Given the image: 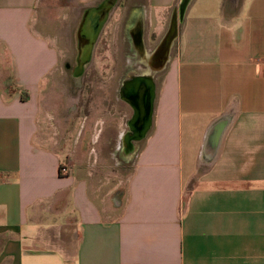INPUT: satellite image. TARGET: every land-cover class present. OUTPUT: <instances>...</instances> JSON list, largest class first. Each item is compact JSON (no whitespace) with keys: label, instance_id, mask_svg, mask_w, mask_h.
I'll return each mask as SVG.
<instances>
[{"label":"crops","instance_id":"0c3cea01","mask_svg":"<svg viewBox=\"0 0 264 264\" xmlns=\"http://www.w3.org/2000/svg\"><path fill=\"white\" fill-rule=\"evenodd\" d=\"M39 2L0 0V264H264V0H142L146 46L182 20L125 146V113L51 104L49 16L72 34L94 0Z\"/></svg>","mask_w":264,"mask_h":264},{"label":"flooded vegetation","instance_id":"af4514ba","mask_svg":"<svg viewBox=\"0 0 264 264\" xmlns=\"http://www.w3.org/2000/svg\"><path fill=\"white\" fill-rule=\"evenodd\" d=\"M104 3L106 0H94L93 3L80 10L73 28L72 46L66 47L64 57L59 59L53 72V92L55 95L65 90L59 96L68 94L72 98L73 102L66 109L70 111L69 114L72 117L71 126L76 125L78 128L84 124L83 127L86 129V122L91 118L95 119L93 114L97 112V108L110 113L115 120L120 118V114L125 113L127 116L124 117L126 122L124 145L130 142L139 143L143 137L135 138L140 133L135 130L134 123L137 122L141 112L133 102L131 103L123 97L131 99L138 90L144 88L140 101H142L145 109L147 104L151 105L153 109L157 82L175 52V40L171 43L168 60L162 69L165 49L158 48L164 35L154 46H146L144 20L142 18L145 4L142 0H117L110 8L99 30L96 31L93 46H80L77 31L82 26V34L84 33L82 40L93 33L94 28L97 27L98 12L101 11ZM118 7H120L119 10H122L117 14L119 15L118 20L113 22L112 36L113 40L116 41L114 46H121L119 50L121 56H118V53L113 55L112 49L106 48L105 53H108L109 58H97L99 36L103 32V27L111 20L112 12ZM104 44L102 43L103 46ZM88 48H90V53L84 60V54ZM123 58L124 62L121 61ZM61 83L64 84V90L62 88L57 90ZM57 85L58 87H56ZM151 123L152 118L150 126ZM89 139L87 131L84 135V141L88 142ZM124 151L129 152L130 150L123 147Z\"/></svg>","mask_w":264,"mask_h":264},{"label":"rangeland","instance_id":"374dc122","mask_svg":"<svg viewBox=\"0 0 264 264\" xmlns=\"http://www.w3.org/2000/svg\"><path fill=\"white\" fill-rule=\"evenodd\" d=\"M55 5V4H54ZM55 7V6H54ZM120 7L117 8V10L115 9L112 14H111V20L108 21L106 23V25L103 27V32H101L100 36H99V40L97 41V58H109L108 57V53H105V49L109 48L112 49V54L116 55V53H118V56H121L119 53L120 47L121 46H114V41L113 40V36H112V32H113V22L118 20L119 15H117L120 10ZM36 10L38 11L39 14H44L45 12V8H44V0H40V2L38 3V5L36 6ZM63 10H59L56 13H53V15H50L49 18L50 20L54 21V26H56L55 31L57 32V37L59 41V45L58 47H60L62 49V56L66 53V47L67 46H72V34H69L67 32L66 29L69 28V21L68 22H60V16ZM124 13V10H123ZM144 13V11H143ZM145 15H142V18H144ZM118 39V38H116ZM102 43H105L104 46L102 45ZM64 57V56H63ZM122 58V57H121ZM64 59V58H63ZM99 60V59H97ZM123 60L124 62V58L121 59V61ZM62 61V60H61ZM60 61V62H61ZM1 70H0V76H4V75H11V67L9 65L6 66H1ZM11 86V84H10ZM58 87V85L56 86ZM65 88L64 84H60L59 87L57 88ZM64 90V89H63ZM60 91V90H59ZM64 91H60L57 94L54 95L55 98H53L51 104H54V107L57 111H64L67 109V107L70 105L71 102H73L72 98L68 95L65 94L64 96L62 95V97H60L59 95H61L62 93H64ZM47 93V89L44 87L43 88V95ZM65 113V111L63 112V114ZM64 119V118H63ZM63 119L58 123V124H63Z\"/></svg>","mask_w":264,"mask_h":264},{"label":"water","instance_id":"95a60500","mask_svg":"<svg viewBox=\"0 0 264 264\" xmlns=\"http://www.w3.org/2000/svg\"><path fill=\"white\" fill-rule=\"evenodd\" d=\"M117 0H106V3H104V5L101 8V11L98 12V20H97V27L94 28L93 33H90L89 37L84 39V33L82 26L80 27V29L77 31V38L80 41L81 45L80 46H93L94 40H95V34L96 31L99 30L100 25L102 24V22L105 20L106 15L108 14L110 8L115 4ZM182 20V16H179L177 9H174V12L170 18L169 24H168V28L162 38L161 44L159 46L158 49H165V58H164V63H162V69L164 68L167 60H168V54H169V50L171 47V43L176 39L177 36V31H178V25H179V21ZM90 53V48L87 49L86 54H84V60L87 59V57L89 56ZM82 58V61H84ZM143 90L144 88H142V90H138L134 97L131 99L125 98L123 97L125 100L127 101H131V103L133 102L137 108L140 110L141 114L138 117L137 122L134 123V128L136 131H139V135L138 137H135L137 139L144 137L149 129L150 126V120L152 118V113H153V109L151 107V105L147 104L146 109L144 108L142 101H140V98L143 96ZM143 132V133H142ZM142 133V134H141Z\"/></svg>","mask_w":264,"mask_h":264},{"label":"trees","instance_id":"16d2710c","mask_svg":"<svg viewBox=\"0 0 264 264\" xmlns=\"http://www.w3.org/2000/svg\"><path fill=\"white\" fill-rule=\"evenodd\" d=\"M21 95L22 96L25 95V96L22 97V99H25L27 94H26V92L24 90H21Z\"/></svg>","mask_w":264,"mask_h":264},{"label":"built area","instance_id":"2783aa9c","mask_svg":"<svg viewBox=\"0 0 264 264\" xmlns=\"http://www.w3.org/2000/svg\"><path fill=\"white\" fill-rule=\"evenodd\" d=\"M62 170H63V171H66V168H63Z\"/></svg>","mask_w":264,"mask_h":264},{"label":"bare ground","instance_id":"6f19581e","mask_svg":"<svg viewBox=\"0 0 264 264\" xmlns=\"http://www.w3.org/2000/svg\"><path fill=\"white\" fill-rule=\"evenodd\" d=\"M125 146V145H124ZM129 154V153H128ZM127 157V156H126Z\"/></svg>","mask_w":264,"mask_h":264}]
</instances>
